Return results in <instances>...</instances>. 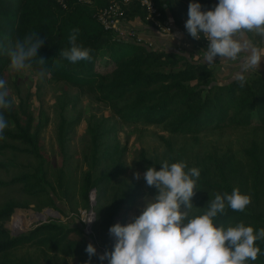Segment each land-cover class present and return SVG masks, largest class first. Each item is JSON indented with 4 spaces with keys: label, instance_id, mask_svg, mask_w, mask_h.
Segmentation results:
<instances>
[{
    "label": "trees",
    "instance_id": "16d2710c",
    "mask_svg": "<svg viewBox=\"0 0 264 264\" xmlns=\"http://www.w3.org/2000/svg\"><path fill=\"white\" fill-rule=\"evenodd\" d=\"M150 1L159 13L157 20L161 24H166L171 16L181 28L189 19V3H200L204 11L218 4L217 0ZM65 2L66 7L55 0H0V74L10 60L8 53L15 41L35 32L41 39L47 38L38 52V58L45 60L43 67L49 70L50 75L59 82L84 89L99 102L107 104L125 125H158L172 134L181 135L243 129L254 125L264 128L263 73L246 76L244 87H240L235 80L220 84L216 80L214 68L201 61L190 60L176 52L148 49L142 44L121 40L113 31L106 30L97 14L109 6L112 0ZM148 16V10L138 0H129L124 5V19L127 22L145 21ZM73 28L79 29L77 43L92 50L90 60L71 63L60 56L62 49L70 47L68 36ZM253 43L256 45L255 41ZM197 45L206 51L209 44L202 39ZM32 68L41 70L35 60ZM78 124L79 121L68 124L63 120L60 136L62 146L69 128H75ZM39 130L40 127L31 134V128L28 127L21 129L19 135L3 134L31 146L33 150L28 153L38 158ZM8 148L24 152L13 146ZM4 149V146H0V154H6ZM111 150L100 151L101 155L95 160L97 166L107 163L113 170L98 177H89L83 188L86 201L96 186H101V195L105 194L110 199L108 229L116 224L126 226L134 207L145 194L137 184L130 186L123 183L111 189L113 183L127 172L122 161L124 152L119 147ZM141 161L145 172L153 166L160 170L161 164L150 162L144 155ZM176 162L180 161L171 156L169 163ZM13 166L0 162V169ZM190 168L187 164L185 171ZM215 169V176L200 172L194 189L191 215H202L217 193L231 194L233 189L239 188L242 194L250 197L251 203L243 212L233 211L226 205L224 214L213 218L215 226L226 229L229 225L243 222L245 226L253 227L254 232L264 228V146L252 143L244 151V159L241 160L219 158ZM66 177V173L60 171L56 180L57 192H68ZM16 184L23 185L32 194L45 190L36 174L20 175L10 183H0V186ZM50 205L44 204V208ZM14 213L15 206L12 204L0 209V223L11 218ZM104 236L107 238V251H113L115 238L109 234V230L105 231ZM87 245L84 230L80 228L66 229L49 223L12 236L0 226V264H10L6 260L10 253L24 247L48 250L66 258L77 256L89 259L85 251ZM256 246L261 250L257 259L248 260L246 264H264V240L258 239ZM92 259L99 258L95 256ZM16 264L34 263L21 260ZM43 264H53L52 259H45Z\"/></svg>",
    "mask_w": 264,
    "mask_h": 264
},
{
    "label": "rangeland",
    "instance_id": "374dc122",
    "mask_svg": "<svg viewBox=\"0 0 264 264\" xmlns=\"http://www.w3.org/2000/svg\"><path fill=\"white\" fill-rule=\"evenodd\" d=\"M136 21L138 23L131 27L137 31L140 38L141 27L150 32L164 34L158 31L151 19ZM181 29L188 39L193 41L189 34ZM247 34L255 41V46L264 47V38L254 33ZM139 44L148 49L156 48L149 46V42L144 40ZM189 59L195 60L192 55ZM220 59L219 56L216 57L215 64L211 66L215 70L216 80L220 84L233 81V73L240 71V58L235 61L225 59L226 62L223 63ZM9 65L10 60L0 74V78L6 81L8 99L12 103L11 109L4 112L9 125L4 133L19 135L21 129L30 127L31 134H34L35 129L40 127V156L37 158L29 154L33 148L23 144L21 140L3 134L0 146L5 147L6 154H0V162L14 166L0 169V183H10L23 174H36L45 188L42 193L32 194L33 192H28L23 185L0 186V209L9 204L15 206L12 217L0 223L12 236L52 223L66 229H83L86 242L97 249L98 257L108 252L104 233L109 230L111 201L107 195H101V186L92 188L87 201L83 193L89 177H98L113 170L107 163L97 166L95 157L101 155L100 151L119 147V150L124 152L122 161L127 167V172L113 183L112 190L116 185L126 183L130 186L140 185L145 193L134 207L128 224L132 217L139 216L147 203L158 194L157 189L149 187L143 179V155L150 162L158 164L169 162L173 156L191 168L195 167L204 174L215 176L217 159L228 157L235 161L241 160L244 159V151L249 149L252 143L264 146V128L256 125L243 129L206 131L198 135L172 134L158 125H125L107 104L99 102L84 89L59 82L51 75L41 78L40 69L31 67L16 71ZM257 72L264 74V58L259 68L252 69L245 75L250 76ZM63 120L68 124L79 121V124L75 128H69L66 142L62 146L60 136ZM9 146L24 152L12 151ZM60 171H64L67 176V193L57 192L59 189L56 180ZM135 173L141 174L139 180L135 178ZM44 204L51 205L44 208ZM91 212L92 219L89 216ZM89 226L91 229L88 230ZM87 230L92 234L87 235ZM45 259H52L53 264H86L89 260L77 256L66 258L34 247L16 249L6 258L10 264L21 260L43 264ZM91 264L101 262L99 259H92ZM103 264H108V261L105 260Z\"/></svg>",
    "mask_w": 264,
    "mask_h": 264
},
{
    "label": "clouds",
    "instance_id": "9594fccd",
    "mask_svg": "<svg viewBox=\"0 0 264 264\" xmlns=\"http://www.w3.org/2000/svg\"><path fill=\"white\" fill-rule=\"evenodd\" d=\"M197 2L189 3L185 27L188 34L199 40L209 41L204 51V61L212 66L216 57L235 61L241 60L240 71L233 79L244 87L246 73L261 66L264 47L252 44L247 33L264 38V0H219L211 10H202ZM78 28L68 36L69 48L61 50L60 56L71 63L90 60V48L77 43ZM35 32L18 38L9 50L12 70L31 68L35 60L41 67L39 75H50L43 58L38 52L45 43ZM6 81L0 78V139L9 126L4 112L12 107L8 99ZM185 162L163 161L160 170L150 167L143 174L149 187L157 189V195L149 201L139 216L132 217L126 226L116 224L109 234L116 240L113 251L99 255L101 264H246L255 261L260 253L256 241L264 240V228L254 232L253 227L243 222L226 229L215 226L213 218L224 214L226 205L233 211L243 212L251 203L249 196L239 188L231 194L217 193L202 215L192 216L194 189L200 177L198 168L187 171ZM135 178H141L135 173ZM183 206V209H182ZM90 223V222H89ZM91 264L97 249L89 243L85 249Z\"/></svg>",
    "mask_w": 264,
    "mask_h": 264
},
{
    "label": "built area",
    "instance_id": "2783aa9c",
    "mask_svg": "<svg viewBox=\"0 0 264 264\" xmlns=\"http://www.w3.org/2000/svg\"><path fill=\"white\" fill-rule=\"evenodd\" d=\"M55 1H57L63 7H66L65 0H55ZM80 1L87 3L90 2V0H80ZM138 1L141 3L142 7L148 10L149 16L147 19H151L152 21H154L158 31L164 34H168L172 32L171 27L167 26L166 24H161L157 20L159 13L155 9V6L152 1L150 0H138ZM128 2L129 0H121V1L112 0L109 6L101 9L98 12L97 18L106 30L113 31L119 39L139 44L142 43V39L139 37L137 31L134 28L130 27L128 25V22L125 21L124 19V5L127 4ZM185 24L186 22L183 24L182 28L187 32ZM189 37L195 42H198L203 39L206 42V44H209V41L205 39L203 36H201L199 40L194 39L190 35ZM149 46L153 47L151 43H149ZM89 216L90 219H92L93 212H91ZM89 229H91L90 226L88 227V230ZM88 230L85 233H87V235H91L92 233L89 232Z\"/></svg>",
    "mask_w": 264,
    "mask_h": 264
},
{
    "label": "crops",
    "instance_id": "0c3cea01",
    "mask_svg": "<svg viewBox=\"0 0 264 264\" xmlns=\"http://www.w3.org/2000/svg\"><path fill=\"white\" fill-rule=\"evenodd\" d=\"M138 21L134 22H128V25L134 26L137 24ZM167 26L171 27L172 32L168 34H160L159 32H150L147 31L146 28L141 27V39L151 43L153 46H155L156 50L162 49L167 52H176L181 55H184L188 58H191V55L194 57L195 60L201 61L205 64H207L204 61V50L199 48V46L194 43L193 41L189 40L184 31L181 29V27L177 26L172 17L169 16V19L166 23ZM165 36V37H164ZM248 39L252 42L253 40L248 36ZM201 59V60H200ZM221 61V59H220ZM226 62V60L221 61ZM208 65V64H207Z\"/></svg>",
    "mask_w": 264,
    "mask_h": 264
},
{
    "label": "water",
    "instance_id": "95a60500",
    "mask_svg": "<svg viewBox=\"0 0 264 264\" xmlns=\"http://www.w3.org/2000/svg\"><path fill=\"white\" fill-rule=\"evenodd\" d=\"M18 236V235H17Z\"/></svg>",
    "mask_w": 264,
    "mask_h": 264
}]
</instances>
